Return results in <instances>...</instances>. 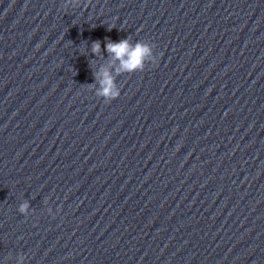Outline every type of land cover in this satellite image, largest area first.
I'll use <instances>...</instances> for the list:
<instances>
[{
  "label": "water",
  "instance_id": "water-1",
  "mask_svg": "<svg viewBox=\"0 0 264 264\" xmlns=\"http://www.w3.org/2000/svg\"><path fill=\"white\" fill-rule=\"evenodd\" d=\"M124 39L155 63L116 76ZM21 256L264 264V0H0V264Z\"/></svg>",
  "mask_w": 264,
  "mask_h": 264
},
{
  "label": "clouds",
  "instance_id": "clouds-1",
  "mask_svg": "<svg viewBox=\"0 0 264 264\" xmlns=\"http://www.w3.org/2000/svg\"><path fill=\"white\" fill-rule=\"evenodd\" d=\"M74 3L75 0H70V4ZM104 52H106L107 56L111 57L112 61L119 63V67H115L116 76L143 71L146 63H155L153 46L147 43L137 42L133 45L128 39L120 40L119 42H107ZM100 53V43L94 42L92 45V54L96 56ZM94 75L99 85L98 89L95 90L97 97L109 101L119 96L120 92L112 73L107 70H97ZM19 211L22 215H27V203L21 204ZM17 264H24V258L22 256L18 257Z\"/></svg>",
  "mask_w": 264,
  "mask_h": 264
}]
</instances>
